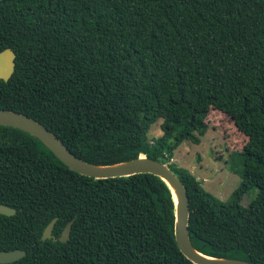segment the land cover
I'll use <instances>...</instances> for the list:
<instances>
[{"label": "trees", "instance_id": "16d2710c", "mask_svg": "<svg viewBox=\"0 0 264 264\" xmlns=\"http://www.w3.org/2000/svg\"><path fill=\"white\" fill-rule=\"evenodd\" d=\"M5 48L16 58L0 108L36 119L94 164L162 159L187 189L192 244L264 264V0H0ZM210 110L245 138L226 201L168 162L183 141L199 143ZM158 119L162 133L149 139ZM0 203L16 209L0 214V249L26 251L3 264H194L176 244L158 176L88 177L4 125ZM54 217L56 237L72 221L65 242L41 240Z\"/></svg>", "mask_w": 264, "mask_h": 264}, {"label": "water", "instance_id": "95a60500", "mask_svg": "<svg viewBox=\"0 0 264 264\" xmlns=\"http://www.w3.org/2000/svg\"><path fill=\"white\" fill-rule=\"evenodd\" d=\"M16 54L11 48L0 51V80L8 81L15 68ZM0 125L19 129L38 139L62 164L79 174L95 179L125 177L139 173L158 176L171 191L174 204L173 234L176 244L184 256L194 264H255L238 257H218L199 251L191 242L188 230L190 206L187 189L179 176L160 158L139 156L112 163L94 164L75 155L57 135L45 125L20 112L0 108ZM14 207L0 203V214L12 216ZM54 217L44 228L41 239L52 238L53 241L65 242L69 238L72 221H69L61 235L52 234ZM26 255L24 249H0V263H11Z\"/></svg>", "mask_w": 264, "mask_h": 264}, {"label": "rangeland", "instance_id": "374dc122", "mask_svg": "<svg viewBox=\"0 0 264 264\" xmlns=\"http://www.w3.org/2000/svg\"><path fill=\"white\" fill-rule=\"evenodd\" d=\"M161 119L155 121L148 131L150 139L161 135ZM208 128L199 136V143L185 140L173 152L170 161L178 169L191 172L207 192L222 201L230 198L241 182L242 164L236 158L245 142L229 118L216 110H210ZM257 188H251L241 199L247 205L256 197Z\"/></svg>", "mask_w": 264, "mask_h": 264}, {"label": "flooded vegetation", "instance_id": "af4514ba", "mask_svg": "<svg viewBox=\"0 0 264 264\" xmlns=\"http://www.w3.org/2000/svg\"><path fill=\"white\" fill-rule=\"evenodd\" d=\"M63 231V230H62ZM62 233V232H61ZM61 233L58 235V237L61 235ZM53 234V233H52ZM54 235V234H53ZM55 236V235H54ZM56 237V236H55ZM58 237H56V238H58ZM46 239H52V238H46ZM46 239H44V240H46ZM41 240H43V239H41ZM53 240V239H52ZM57 241V240H56Z\"/></svg>", "mask_w": 264, "mask_h": 264}]
</instances>
